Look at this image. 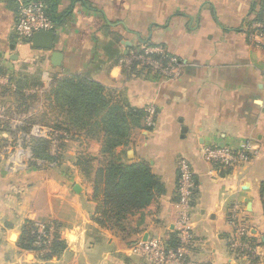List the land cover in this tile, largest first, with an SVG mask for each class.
Listing matches in <instances>:
<instances>
[{
    "label": "crops",
    "instance_id": "1",
    "mask_svg": "<svg viewBox=\"0 0 264 264\" xmlns=\"http://www.w3.org/2000/svg\"><path fill=\"white\" fill-rule=\"evenodd\" d=\"M19 1L0 0V73L13 79L0 88V264H152L142 242L180 237L181 158L197 184L189 259L250 264L231 250L234 207L264 256V48L247 35L251 22L264 19V0H41L58 27L52 49L18 39ZM148 45L181 60L179 79L142 68L129 74L135 63L124 61ZM71 77L99 83L125 115L155 108V126L144 120L136 128L127 118L130 138L107 153L113 135L100 126L92 132L41 121L45 95ZM40 139L50 147L37 156ZM247 142L250 161L234 168L220 169L202 153ZM85 157L92 158L88 174L79 165ZM110 161L146 163L160 185L145 209L102 224L96 171ZM30 225L53 228L52 252L42 255L36 236L32 246L26 242Z\"/></svg>",
    "mask_w": 264,
    "mask_h": 264
},
{
    "label": "built area",
    "instance_id": "2",
    "mask_svg": "<svg viewBox=\"0 0 264 264\" xmlns=\"http://www.w3.org/2000/svg\"><path fill=\"white\" fill-rule=\"evenodd\" d=\"M264 11V9H263ZM264 17V14H263ZM56 23L48 14L47 5L42 1L21 0L19 1L18 16L15 23V33L21 41L31 40L37 33L56 32ZM248 39L257 47L264 48V19L253 21L248 26ZM127 67L137 62L138 68L145 69L148 74L164 78L167 80H177L183 71V63L177 57L171 55L165 47L161 45L144 46L138 53H132L130 60L124 61ZM130 65V66H128ZM9 83V78L0 73V88ZM155 108L147 110L146 123L148 127L155 126ZM63 136L68 137L64 131H55L57 139ZM252 146L245 143L240 150L230 147H204L202 153L204 159L217 165L220 169L234 168L250 161ZM197 184L195 172L192 164L186 158L179 160V179H178V207L179 220L177 227L179 230L178 245L170 247L159 241H146L140 244V251L146 254L147 259L152 264H199L189 259L190 246L194 241L192 202L195 195ZM230 224L235 230L231 240V250L246 256L249 260L253 255L258 257L257 264H264L263 254H257L258 245L253 240L251 229L242 223L236 207L230 211ZM39 228V227H37ZM37 230V229H36ZM36 238V246L41 249L42 255L52 252L54 244L53 228L41 227L38 231H33ZM261 242L259 243V246Z\"/></svg>",
    "mask_w": 264,
    "mask_h": 264
},
{
    "label": "trees",
    "instance_id": "3",
    "mask_svg": "<svg viewBox=\"0 0 264 264\" xmlns=\"http://www.w3.org/2000/svg\"><path fill=\"white\" fill-rule=\"evenodd\" d=\"M41 1V0H35ZM46 4L45 1H42ZM48 8V7H47ZM48 14L50 15L49 9ZM262 16L257 17L260 20ZM54 21V20H53ZM55 22V21H54ZM138 63L129 69V74L140 75L137 70ZM136 71V72H135ZM135 72V73H134ZM3 74V73H2ZM12 81L13 79H9ZM53 94L58 100L65 103L66 111L77 113L76 117L68 122L75 129H90L92 132L96 127H102L104 132L113 135L107 139L104 150L111 153L118 144H126L131 135V129L128 126L127 118L132 117L134 127L139 128L141 121L146 120L147 112L133 110L125 115L119 107H111L104 95V88L96 82L88 81L80 77H71L57 82ZM130 115V116H129ZM59 125L58 128L69 127ZM39 148L35 154L40 156L41 152L48 151L50 142L39 140ZM39 154V155H38ZM50 161L56 162L57 158L49 157ZM92 158L85 157L79 160V165L88 174L91 168ZM158 178L152 174L149 165L146 163H134L131 165L122 162L110 161L104 165V168L96 171L95 195H103V203L99 208L98 221L105 224L106 221L114 217L116 220H123L128 214L141 211L151 204L154 199L155 191L159 190ZM264 194V186H263ZM31 225L25 232L26 242L32 246L35 241V234ZM264 243L261 242V245ZM170 247L178 245V239L168 243ZM55 246V245H54ZM61 248L60 243L55 247ZM250 264H257L259 258L254 256Z\"/></svg>",
    "mask_w": 264,
    "mask_h": 264
},
{
    "label": "rangeland",
    "instance_id": "4",
    "mask_svg": "<svg viewBox=\"0 0 264 264\" xmlns=\"http://www.w3.org/2000/svg\"><path fill=\"white\" fill-rule=\"evenodd\" d=\"M52 92L50 91V93H47L45 95L48 112H45L43 114V118L41 119V121L46 122L48 119H50L49 122L55 121V123H57L59 121H62V122L65 121V123L68 124L70 119L73 120L77 116L76 115L77 113H69L68 111H66V107L64 106L65 103L62 100H58L57 97L53 94L54 92L53 93ZM193 213L194 212L192 211V216H193Z\"/></svg>",
    "mask_w": 264,
    "mask_h": 264
},
{
    "label": "water",
    "instance_id": "5",
    "mask_svg": "<svg viewBox=\"0 0 264 264\" xmlns=\"http://www.w3.org/2000/svg\"><path fill=\"white\" fill-rule=\"evenodd\" d=\"M58 41L54 32H42L37 33L31 40H27V43H33L36 47L52 49L55 42ZM55 57L59 59L60 55L55 54Z\"/></svg>",
    "mask_w": 264,
    "mask_h": 264
}]
</instances>
